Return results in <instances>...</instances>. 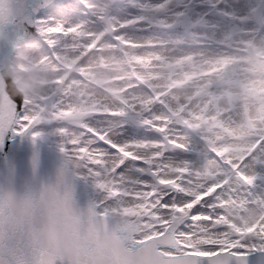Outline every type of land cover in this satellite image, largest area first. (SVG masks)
I'll return each instance as SVG.
<instances>
[{
	"label": "snow or ice",
	"instance_id": "snow-or-ice-1",
	"mask_svg": "<svg viewBox=\"0 0 264 264\" xmlns=\"http://www.w3.org/2000/svg\"><path fill=\"white\" fill-rule=\"evenodd\" d=\"M0 26V134L44 140L81 204L135 209L125 242L150 264H264V231L230 222L264 207V129L252 131L259 143L248 152L229 109L209 116L133 102L156 94L135 59L129 78L138 83L114 95L119 106L98 100L89 89L100 86L97 69L107 65L95 54L104 50L87 47L103 33L122 55L156 45L219 52L226 42L264 38V0H0ZM19 51L56 73L35 101L13 95L6 76ZM141 84L147 92L135 93ZM5 255L0 249V264Z\"/></svg>",
	"mask_w": 264,
	"mask_h": 264
},
{
	"label": "clouds",
	"instance_id": "clouds-1",
	"mask_svg": "<svg viewBox=\"0 0 264 264\" xmlns=\"http://www.w3.org/2000/svg\"><path fill=\"white\" fill-rule=\"evenodd\" d=\"M6 31L0 26V40ZM51 73L10 67L13 95L35 101L50 90ZM259 210L249 209L255 217ZM103 213V214H102ZM135 221L115 212L81 204L71 178L45 180L25 176L10 182L0 171V249L5 264H150L151 257L133 252L125 233Z\"/></svg>",
	"mask_w": 264,
	"mask_h": 264
},
{
	"label": "bare ground",
	"instance_id": "bare-ground-1",
	"mask_svg": "<svg viewBox=\"0 0 264 264\" xmlns=\"http://www.w3.org/2000/svg\"><path fill=\"white\" fill-rule=\"evenodd\" d=\"M256 39L258 41L254 44L253 40ZM244 42H250L252 45L254 44L253 47L256 51L264 55V52H262L264 51V38L247 39L241 43ZM87 47L89 51L92 48L97 47L103 49V52H98L95 55H102L104 62L107 65L105 68L97 69V81L100 86H93L89 90L94 92L96 99L103 100L106 103H111L116 107L119 105L116 104L114 95L118 98L120 95L119 89H123L128 84L136 83L129 78V62L131 59L139 61L136 65V72L139 74L141 79L149 81L156 89L155 95L149 94L146 95L143 100L133 101L138 104L167 102L173 108L177 105H183L192 112H200L206 101L197 99L188 102V98L194 97L197 94L195 89H198L197 85L199 83L207 81L211 84L212 78L227 67L229 72L232 74V79H228V81L237 80V75L240 74L239 78L241 79V84L249 93L253 95L262 93L264 95V80L262 78H258L259 80L253 82L251 78L246 75L244 72L245 70L238 69V56L236 55V49L239 47L238 43H233L230 47L229 42H226V47L221 49L219 52L180 45H156L154 47H144L139 49L130 47L126 50V54L122 55L120 52L110 51L109 49L111 46L103 39L102 33H100L95 36V39H93ZM17 54H19V59L14 61L13 66L17 70L27 72L31 68L54 74L52 75V78L56 75L55 72L49 70L44 64L34 63L25 52L20 51ZM27 60L28 63H25ZM167 68H174L179 72V75L172 81H167L166 79L165 69ZM104 72L110 73L109 78L104 77V79L102 77ZM48 82L49 81H47V83ZM105 89H107V91H105ZM133 91L135 93L147 92L146 89H143L142 84ZM229 92L231 96L232 91L230 90ZM123 95L131 98L132 93L125 92ZM183 95L188 98H184ZM228 96L226 95V98ZM245 103L246 101L244 100V97L240 98V102L237 100L234 101L233 104L228 103L224 99L219 101L213 100L211 107L208 110V115L216 116L220 111L225 109L233 111L236 117L235 123L232 126L234 133L240 138V143L247 147L248 152H251V150L259 143V141H248L251 140L252 131L257 128L264 129V104L263 107H261L262 111H260L258 104H252V108H255L256 112L259 111V113L255 114V112H252L250 114L247 112V106ZM258 210V214L251 219L255 220L254 223L256 220L260 221V224H262V227L264 228V220L260 219V216L264 215V207L259 208ZM112 211L118 212L119 210L114 208ZM120 214L123 216L126 215L125 217L136 222L134 219L136 215L135 209H128ZM230 222L233 225V222H237V220L233 218ZM196 242L198 241H191V243Z\"/></svg>",
	"mask_w": 264,
	"mask_h": 264
},
{
	"label": "rangeland",
	"instance_id": "rangeland-1",
	"mask_svg": "<svg viewBox=\"0 0 264 264\" xmlns=\"http://www.w3.org/2000/svg\"><path fill=\"white\" fill-rule=\"evenodd\" d=\"M102 36H103V33H102ZM257 41H258L257 39L253 40L254 44H256ZM249 43L248 42H244V43L240 42V44L238 43L239 47L236 49V52H237L236 55L238 56V59H237L238 69L245 70L244 72L246 73V75H248L251 78V80L253 82H256L260 78H262L264 80V69L260 68V67H255L251 63H249V60H251V58H252V56L249 53H247V51L249 49L248 46L250 45ZM232 44L233 43L229 42L230 47ZM255 52L258 56L257 60L264 64V55L260 52H257L256 49H255ZM262 52H264V51H262ZM18 55L19 54H17L16 60L19 59ZM25 63H28V60L25 61ZM165 72H166L167 81H172L179 75V72L174 68H167V69H165ZM109 76H110V73L104 72L102 77L103 78L104 77L109 78ZM239 76H240V74L237 75V80H235V81H232V80L228 81V79L229 80L232 79V74L229 72L228 67H227V68L221 70L218 74H216L212 78L211 84L208 83L207 81L199 83L197 85L198 89L197 88L195 89L197 91V94L194 97L188 98V97H185V95H183V96L186 99L188 98V102H191V101H194L197 99L202 100V101H206L205 105L202 107V110L207 109V111L210 109L211 103L213 100L219 101L221 99H224L228 103L233 104V102L237 101V100L240 102V98L244 97V100L246 101L245 105L247 106L246 107L247 112H249L250 114L252 112H255V114L259 113V111L256 112L255 108H252L253 107L252 104H258L260 111H262L261 107H263V104H264V95L262 93H259L258 94L259 96H258V95H253V94L249 93L245 89V87L241 84V79L239 78ZM134 82L138 83V81H134ZM202 88H204V89H202ZM143 89H144V87H143ZM230 90L232 91L231 96H230V92H229ZM226 95L227 96L229 95V96L226 98ZM215 96H216V98H215ZM161 99H162V97H161ZM200 109H201V107H200ZM248 141L253 142L252 137H251V140H248ZM249 209L250 208H247L245 212L240 214L239 219L234 218L235 220H237V222H233V227L236 230H240V231L255 230L257 228L264 231V228L262 227V224H260V221L256 220V222L254 223L255 220L254 219L252 220L251 218H249L246 215V213H248ZM235 215L236 214L233 213V217H235ZM260 219L264 220V215H261Z\"/></svg>",
	"mask_w": 264,
	"mask_h": 264
},
{
	"label": "water",
	"instance_id": "water-1",
	"mask_svg": "<svg viewBox=\"0 0 264 264\" xmlns=\"http://www.w3.org/2000/svg\"><path fill=\"white\" fill-rule=\"evenodd\" d=\"M248 53L252 56L249 63L264 69V64L257 60L258 56L255 52L249 49ZM10 146L22 147L23 155L9 151ZM34 159L37 161L35 166ZM59 163V156L53 154L44 141H33L30 136H19L14 131L10 135L0 134V171L10 182L17 183L25 176L45 180L55 179Z\"/></svg>",
	"mask_w": 264,
	"mask_h": 264
}]
</instances>
